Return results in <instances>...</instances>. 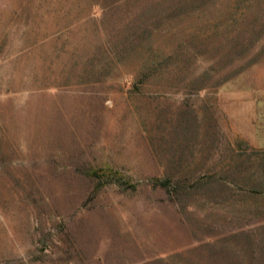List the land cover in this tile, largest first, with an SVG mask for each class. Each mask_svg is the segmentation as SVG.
<instances>
[{
  "label": "rangeland",
  "instance_id": "374dc122",
  "mask_svg": "<svg viewBox=\"0 0 264 264\" xmlns=\"http://www.w3.org/2000/svg\"><path fill=\"white\" fill-rule=\"evenodd\" d=\"M244 138L264 0H0V264H264Z\"/></svg>",
  "mask_w": 264,
  "mask_h": 264
},
{
  "label": "crops",
  "instance_id": "0c3cea01",
  "mask_svg": "<svg viewBox=\"0 0 264 264\" xmlns=\"http://www.w3.org/2000/svg\"><path fill=\"white\" fill-rule=\"evenodd\" d=\"M244 139L252 148H264V145H260L254 139ZM215 182L222 183L220 196H222L221 200L223 201H229L234 196H264V172L253 171L247 173L243 164L237 167V170L233 173L225 172L219 180H213V183Z\"/></svg>",
  "mask_w": 264,
  "mask_h": 264
}]
</instances>
